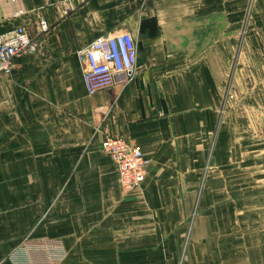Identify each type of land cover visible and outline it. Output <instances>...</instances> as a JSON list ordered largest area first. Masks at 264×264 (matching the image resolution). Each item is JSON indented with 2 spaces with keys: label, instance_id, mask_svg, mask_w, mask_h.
I'll return each instance as SVG.
<instances>
[{
  "label": "crops",
  "instance_id": "1",
  "mask_svg": "<svg viewBox=\"0 0 264 264\" xmlns=\"http://www.w3.org/2000/svg\"><path fill=\"white\" fill-rule=\"evenodd\" d=\"M19 27L40 50L0 76V264L44 238L62 264H264V0H0ZM122 33L134 72L90 95L77 52ZM110 137L150 161L128 194Z\"/></svg>",
  "mask_w": 264,
  "mask_h": 264
},
{
  "label": "built area",
  "instance_id": "2",
  "mask_svg": "<svg viewBox=\"0 0 264 264\" xmlns=\"http://www.w3.org/2000/svg\"><path fill=\"white\" fill-rule=\"evenodd\" d=\"M40 28L46 32L49 26L42 20ZM39 47L26 27L1 36L0 76L12 74L16 57L37 53ZM77 55L84 65V81L90 95L111 88L117 76L131 75L138 64V47L130 33L100 37ZM102 149L116 167L123 192L128 194L146 181L150 161L139 146L123 137H110L103 142ZM66 254L61 241L38 239L24 242L12 251L8 261L10 264H62Z\"/></svg>",
  "mask_w": 264,
  "mask_h": 264
},
{
  "label": "rangeland",
  "instance_id": "3",
  "mask_svg": "<svg viewBox=\"0 0 264 264\" xmlns=\"http://www.w3.org/2000/svg\"><path fill=\"white\" fill-rule=\"evenodd\" d=\"M120 187H121V186H120ZM121 191H122L123 194H127V193L123 192V189H122V188H121ZM44 239H48V238H44ZM51 240H53V239H51ZM56 240L61 241L60 239H56ZM28 241H30V240H28ZM28 241H25V243L28 242ZM61 243H62V241H61ZM22 244H23V243H22ZM22 244H21V245H22ZM62 244H63V243H62ZM64 248H65V246H64ZM65 250H66V249H65Z\"/></svg>",
  "mask_w": 264,
  "mask_h": 264
}]
</instances>
